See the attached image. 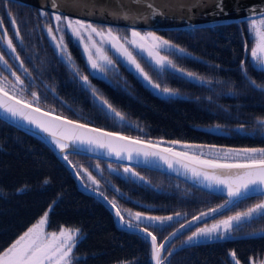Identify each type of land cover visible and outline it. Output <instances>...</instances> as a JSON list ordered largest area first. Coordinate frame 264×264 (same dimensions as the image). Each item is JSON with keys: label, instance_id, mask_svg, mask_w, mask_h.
<instances>
[{"label": "trees", "instance_id": "obj_1", "mask_svg": "<svg viewBox=\"0 0 264 264\" xmlns=\"http://www.w3.org/2000/svg\"><path fill=\"white\" fill-rule=\"evenodd\" d=\"M247 32L245 23L177 32V43L198 57L184 60L182 66L211 83L199 84L184 77L175 78L169 80V87L185 95L184 98L160 100L149 90L140 89L141 103L127 100L118 110L129 120L141 124L145 138L153 142L176 140L224 148H264V137L235 131L242 125L246 131L258 133L257 120L264 118V93L250 87L241 72L243 60L248 76L258 84H264V71L254 70L249 58H245V41H248V49L252 44ZM88 111L92 117L90 121L68 118L109 131L119 129L104 112L95 108ZM217 126L227 134L212 131ZM69 157H73L74 161L70 160L81 167L92 162L104 163L79 155ZM145 172L162 177V183L148 179L155 186H167L173 179L153 171ZM112 178L114 185L133 199L118 198L120 202L127 208L144 213L158 215L165 210V215H169L174 210L196 215L224 200L196 189H193L196 194L193 192L187 198L180 192L175 195L171 190L164 189L159 193L155 188ZM45 179L49 181L47 184ZM20 188L24 191H18ZM0 189L3 190V195H0V251L37 222L51 206L48 231H59L62 225L81 230L83 238L75 249L79 257L75 264H151L147 240L119 231L110 211L93 197L78 191L67 169L45 144L2 120ZM260 198L263 197L244 200L236 207ZM151 205H162L164 210L157 212L149 207ZM241 229L236 236L264 232L261 231L264 230V218L255 219ZM232 251L236 252L241 264H250L252 259L261 260L264 258V237L194 246L166 256L165 264H232L229 255Z\"/></svg>", "mask_w": 264, "mask_h": 264}, {"label": "snow or ice", "instance_id": "obj_2", "mask_svg": "<svg viewBox=\"0 0 264 264\" xmlns=\"http://www.w3.org/2000/svg\"><path fill=\"white\" fill-rule=\"evenodd\" d=\"M10 2L11 0H2L5 14L9 17L14 34L17 38H20L17 22L7 7ZM133 2L140 3L142 0H133ZM147 6L153 9V14L157 13L158 10H155L152 4L149 3ZM52 7L54 10L57 8V0H52ZM216 7L223 11V0H216ZM249 12L251 15L247 18V27L253 46L249 53L248 41L246 40L245 52L250 54L254 69L264 71V9L258 11L253 6L249 9ZM46 15L48 14L43 11L40 12V16ZM52 18L55 21V33L52 25H46L45 27L48 36L55 43L58 55L73 73V77L78 78L91 91L97 103L106 109L108 114H111L119 121L126 120L125 114L117 110L107 99L100 95L97 89L91 86L88 75L83 74L76 66L64 42L65 28L83 45L87 64L94 71L107 72L114 68V61L104 47L105 44H109L111 49L123 57L129 65L134 66L135 70L149 85L166 95L176 96L178 92L172 88H162L159 83L154 82L138 61L137 55L134 54L135 50H139L140 53H146L152 64L161 72L166 68H170L174 72H178L180 75L190 80H195L200 84L211 83V81L199 76L197 73L180 68L173 59L169 58V55H162L161 50L183 55H187V52L186 49L170 40L157 36L155 33L147 32L142 34L139 31L132 30L130 38L127 36L121 37L112 28L106 30L98 29L91 23H85L79 19H70L67 16L58 14L56 11L52 13ZM125 18H127V13H125ZM0 29L3 30L0 32V40L6 43L7 49L11 52L13 58L19 61L23 74L32 79L31 73L25 67L24 61L17 52L13 39L8 36L2 19H0ZM56 33H59V36ZM96 38H99V40ZM0 66H2V69H6L13 78L10 80L9 76L4 75V72L0 70V111L14 120L26 122L41 133L46 134L50 138V142L62 154V158L73 168L76 175L81 178L86 175L87 179L97 186V189L99 181L87 169L78 168L77 165L73 164L69 160V151H76L82 148H87L89 151L104 149L108 155H114L118 160L127 161L143 157L147 162L149 159L155 158L170 170L176 171L178 166L183 169L185 174H190L191 178L206 187L221 188L226 192L228 199L225 200L224 204L211 208L208 212H202L200 216H194L192 221H189V224L199 221L210 214L220 212L229 203L246 198L250 193L264 196V148L217 149L215 145L183 144L181 145L183 150H177L175 146L181 144L180 141L173 140L170 142L172 146L161 147V142L154 143L151 140H144L140 137L126 136L118 132L90 127L87 123H81L62 114H56L54 108L48 110L42 108L38 92L30 91V88L35 86L34 81L32 84L26 85L21 76L17 75V71L12 69V66L5 58L4 52H0ZM241 72L250 87L264 93V84H258L248 76L243 60L241 61ZM257 124L264 129V118H258ZM205 147L209 148L207 153L202 151ZM109 168L113 170L111 165H109ZM97 169H99V165H97ZM123 172L141 181L145 180L143 176L133 171L131 167L124 166ZM48 182L45 179L44 183L47 184ZM97 189L93 190L96 191ZM18 191H24V189L20 188ZM98 194L104 196L102 192ZM0 195H3L2 189H0ZM104 199L107 200L108 198L104 196ZM110 203L112 208L115 209V216L122 226L146 234L144 237L146 240L150 238L151 260L154 264H165L167 257H162V252L166 250L168 238H165V243H158L157 236L149 231V227L154 225L163 227L167 222L173 220V216H149L143 212H133L131 209L122 210L114 200L110 201ZM49 211H45L37 222L28 227L7 248L0 251V264H75L79 259L75 254V249L83 238L81 230L78 227L62 225L59 231H47ZM125 212L127 213V219L125 218ZM181 215V213L175 214L176 217ZM257 217L264 218V199L247 207L245 210L235 212L234 215H228L223 219L217 220L211 226L205 225L197 228L187 237L184 243H197L202 238L208 240L231 238L245 224L250 225ZM180 227L184 228L185 225L181 224ZM255 234L251 233L250 235ZM176 235V232H172L169 237ZM171 254V252L168 253L169 256ZM229 255L234 264H241L235 251L230 252ZM128 264H131V262H128ZM251 264H264V260H253Z\"/></svg>", "mask_w": 264, "mask_h": 264}, {"label": "flooded vegetation", "instance_id": "obj_3", "mask_svg": "<svg viewBox=\"0 0 264 264\" xmlns=\"http://www.w3.org/2000/svg\"><path fill=\"white\" fill-rule=\"evenodd\" d=\"M7 7H8V10L12 12L11 15L13 18H15L17 22V27L19 28V32H20V38H17L14 34V29L10 23L9 17L5 14V8L2 4V0H0V19L3 20L4 28L7 29L8 36L13 39V43L17 49V52L19 53L21 59L24 61L25 67L31 73L32 79H29L28 76L23 74V69H20L19 61L13 58V55L7 49L6 43L3 40H0V52L5 53V58L8 60L9 64L12 66V69L17 71V75L21 76V79L25 81L26 85L32 84L34 81L35 86L30 88V91L38 92L41 98L40 105L41 106L45 105V107H54V108H56L57 106H60L68 110H89V109L99 108L100 106L98 105L94 97L92 96L91 91L87 87H85L78 78L73 77V73L69 70L67 65L63 62L60 55H58L57 49L55 48V43L52 42V40L47 34L46 27H45L46 25H52L53 31L55 33V21L52 18V13L43 11L47 13L48 15L40 16L41 10H38L35 8L32 9L26 6H21L13 2H10ZM68 18L76 20L71 17H68ZM84 22L91 23L93 26H96V27L99 26V27H105V28L125 29V30H131V31L136 30V29H130V28H120V27L96 24V23H92L88 21H84ZM2 31L3 30L0 29V32ZM136 31H139L141 33L152 32L160 37H163L164 39L166 38L167 40L172 41L174 44L179 45L175 39V35H177L176 31H156V32L149 31V30H136ZM56 35L59 36V33H56ZM64 42L67 45V49L71 53V56L76 66L81 70L83 74L88 75V79L90 81L91 86L97 89L98 93L102 95L105 99H107L117 110L118 109L120 110V107L122 108L123 102L127 100L129 101L133 100L135 102L141 103L142 102L141 99L143 98L141 97L140 89L149 90L154 96H156L160 100H163V99L170 100L172 98L177 99V98L185 97V95H183L179 91H177L178 94L176 96H173L170 98L160 97L157 93L153 91L152 88L144 85L137 78V76L135 75V72L128 69L127 68L128 66L124 62H122V64H120L119 67L116 65V72L113 75H111L112 78L111 77L106 78L104 74H101L98 71H94L90 68V65L87 64V57L83 52V47L76 42L75 37L72 36L71 32L67 28L64 29ZM165 52H166L165 55H169V58L173 59L175 63L180 68H183V69H185L182 66L184 60L190 59V58H194V59L198 58L188 50H186L187 55H182V56L178 53H169L167 51ZM249 53L245 56V58H249V61L251 63V57ZM139 58H142V57H139ZM141 61L143 63L142 65L145 71L148 72L149 75L152 77V80L156 83H159L162 88L163 87L170 88L169 80H174L175 78H179L178 76L174 75L171 72H166L165 70L161 72L159 69H155L147 61H146V64L144 63V60L141 59ZM0 70L4 72V75L9 76L10 80L13 79L10 73L6 69H2V66H0ZM254 70L259 71L257 69H254ZM180 78L184 79L182 77ZM118 126H121V124ZM120 166H123V165H120ZM137 170L149 172V170H143V169H137ZM120 178L125 180L126 182H129L130 179H132V181L135 183L138 182V180H134V178H130L128 180H126V178L125 179L122 177ZM171 180L175 182L178 181L180 182V184H183L184 186L182 188L185 191L184 190L178 191L174 187L167 189L161 184L160 186H157L155 190L159 193H161L164 189L168 191L171 190V192L175 195H177V192H180L182 193V195H185L183 196L185 198H187V195H191V193L194 192L193 189L195 188L179 180H176L174 178ZM90 186L92 188H95L96 185L92 184ZM137 186H141V185L137 184ZM101 187L103 186L100 185L98 187L99 188L98 190L104 193L111 201L121 198L119 194H116L113 189L105 193L104 192L105 190L103 188L100 189ZM128 200L132 201V199L130 198ZM117 201L120 204H122L119 199ZM135 202L144 206V204H141L137 201ZM224 202L225 200H223V203ZM223 203L221 202L213 208H216L219 205H222ZM149 207L156 209L157 212H161L164 210V206L162 205H156V206L151 205ZM234 207L236 208V205ZM131 210L133 212H137L133 209ZM208 210H205V211H208ZM164 211L162 212L163 214H158V215L164 216V217L173 216V220L170 221V223L160 228L158 226L156 228L155 226L149 227V231L153 232V234L157 236V239L159 240V242L163 241L167 236H169L170 233L177 230L181 226V224L187 223L194 216H197L198 214L202 213L200 212L196 215H192L190 214V212H183L181 213L182 214L181 219L177 221V217L175 216L176 211L173 210L172 211L173 213L169 215H165ZM232 212H233V208H231L226 213L218 216L217 218L213 219L212 221L205 223L204 225L210 224L218 219H221L227 214H230ZM258 218L260 217H257L256 219ZM204 225L198 226L190 230L189 232L183 234L181 237H179L167 250V252L165 253V256H167L169 252L172 253L173 250H175L181 244V241L186 236H188L189 234L191 235L193 231H195L197 228L202 227ZM142 226H147V225H142ZM237 233H235L233 236H236ZM204 240L212 241L210 243L212 244V243L217 242L218 239H212V240L204 239ZM177 243L178 245H176Z\"/></svg>", "mask_w": 264, "mask_h": 264}, {"label": "water", "instance_id": "obj_4", "mask_svg": "<svg viewBox=\"0 0 264 264\" xmlns=\"http://www.w3.org/2000/svg\"><path fill=\"white\" fill-rule=\"evenodd\" d=\"M11 2L20 4L22 6H27L35 8L41 11L53 13L58 12L62 16L71 17L74 19H79L82 21H88L96 24H102L113 27L120 28H130L136 30H149V31H190V30H201V29H212L221 26H227L232 24L247 22V18L251 15L249 9L253 6L256 9H264V0H223V11H220L216 7V0H142L140 3H134L133 0H57V8L54 10L52 7V0H11ZM152 4L155 10H158L156 14H153V9L149 8L147 5ZM125 13H127V18H125ZM183 55V54H180ZM172 70V69H171ZM179 76L178 72H174ZM184 77V76H182ZM185 78V77H184ZM187 80L193 82L192 80ZM196 83V82H195ZM147 83L145 82V85ZM150 87L148 84L146 85ZM93 96V95H92ZM173 97V96H172ZM97 102V101H96ZM102 108V106L98 103ZM104 111L106 109L102 108ZM59 115V114H58ZM110 117H114L108 114ZM0 120L6 124L12 126L13 128L19 130L20 132L35 138L36 140L45 144L56 156L59 162L67 169L71 177L74 179L78 191L81 193L93 197L101 204H103L112 214L114 222L119 231L126 232L129 234H134L142 238L146 234L141 233L135 229H128L126 226H122L118 218L115 216V209L112 208L110 199H104V196L99 195L100 191H94L92 187L88 186L85 181L78 177L73 170V168L62 158V154L58 149L50 142V138L41 133L34 126L28 125L26 122L21 120H14L11 117L0 111ZM118 120V119H117ZM119 121V120H118ZM124 122V121H121ZM90 127H95L89 125ZM98 128V127H96ZM105 130V129H103ZM109 131V130H105ZM114 132V131H111ZM121 134V133H120ZM125 135V134H122ZM128 136V135H126ZM155 143V142H154ZM170 143L161 142V147H170ZM178 150V149H177ZM69 155H79L88 157L91 159L119 164L123 166H128L135 169L149 170L157 172L174 179H177L199 191L213 196L228 199L226 192L221 188H208L204 184L191 178L190 174H185L183 169L177 166V170L173 171L167 168L162 162L155 158L149 159L147 162L143 157L135 158L132 161L118 160L114 155L110 156L104 149H95L89 151L87 148L78 149L76 151H69ZM70 160V158H69ZM264 197L257 193H250L248 197L241 198L238 201L229 203L220 212L215 214H210L206 217L201 218L199 221H194L189 224V220L185 223V227H179L174 232L177 233L174 237L167 236L166 250L162 252V257L165 255L170 246L183 234L189 232L190 230L204 225L217 218L218 216L226 213L236 204L241 201ZM224 204V203H223ZM208 212V211H205ZM201 214V213H200ZM198 214L197 216H200ZM264 237V232L256 233L255 235H244L235 236L228 239H218L217 241H231L242 238H257ZM145 239V238H144ZM146 240V239H145ZM150 245V238L147 239ZM158 243H165V239ZM212 241H205L203 238L193 244H182L173 250L172 254H176L187 248L194 246L210 244ZM151 249V246H150ZM170 255V256H171ZM169 256V257H170ZM151 264L154 262L151 260Z\"/></svg>", "mask_w": 264, "mask_h": 264}, {"label": "rangeland", "instance_id": "obj_5", "mask_svg": "<svg viewBox=\"0 0 264 264\" xmlns=\"http://www.w3.org/2000/svg\"><path fill=\"white\" fill-rule=\"evenodd\" d=\"M31 8V7H30ZM32 9H34V8H32ZM12 13V12H11ZM245 23V27H246V30L248 31V27H247V22H244ZM96 27V26H95ZM98 29H108V28H105V27H97ZM113 29V31L116 33V34H118V35H120L121 37H125V36H127V37H129L130 38V34H131V30H125V29H114V28H112ZM248 33V32H247ZM143 34V33H142ZM158 36V35H157ZM51 39V38H50ZM76 39V42L78 43V44H80L79 43V41H78V39L77 38H75ZM97 40H99V38H96ZM166 39V38H165ZM53 42V41H52ZM81 45V44H80ZM82 47H83V45H81ZM253 46V43L250 45V49H251V47ZM104 47L108 50V54H109V56L113 59V61H114V68L113 69H110V70H108L107 72H99V73H101V74H104L105 76H106V78H108V77H111V75H113L115 72H116V65L119 67V65L120 64H122V62H124L127 66V68L128 69H130V70H132L133 72H135V75L137 76V78L145 85V82L149 85V83L147 82V81H145L144 79H143V77L135 70V68H134V66H132V65H129L128 63H127V61L123 58V57H121L119 54H117L116 52H115V50H113V49H111V47H110V45L109 44H105L104 45ZM250 49H249V52H250ZM140 55H138V54ZM165 51L164 50H161V54L162 55H165ZM134 54H136L137 55V59H138V61L141 63V66L143 67V63H142V61H141V59L142 60H144V63L146 64V61L147 62H149L155 69H158L154 64H152V62L150 61V59L147 57V54L146 53H140L139 52V50H135V52H134ZM179 54V53H178ZM139 57H142V58H139ZM171 59V58H170ZM144 68V67H143ZM165 71L166 72H171V73H173L172 72V70L170 69V68H166L165 69ZM174 75H176V76H178V77H182V76H179V75H177L176 73H173ZM185 77V76H184ZM112 78V77H111ZM186 78V77H185ZM193 82H196V83H198L197 81H195V80H192ZM146 84V85H147ZM200 84V83H199ZM150 86V88H152L153 89V91L155 92V93H157L160 97H163V98H170V97H172V96H169V95H166V94H164V93H162L160 90H158V89H154L151 85H149ZM29 99H30V96H29ZM41 106V105H40ZM42 108H44V109H46V110H48V109H51V108H54V107H45V105H43V106H41ZM55 109V113L56 114H59V115H63V116H65V117H74V118H76L77 120H80V121H90L91 119H92V117H91V113L88 111V110H68V109H65V108H62V107H60V106H57L56 108H54ZM99 111H101V112H104L110 119H112L113 121H114V126L116 127H118L119 129L117 130L116 129V132H118V133H121V134H126V135H128V136H132V137H140V138H142V137H144V138H142V139H144V140H147L148 139V137H146L145 138V135H144V132H145V129L141 126V124H138V123H136V122H134V121H132V120H129L128 118H126V120L124 121V122H121V121H118L115 117H110L109 115H108V113L106 112V111H104L101 107H99V108H97ZM121 124V126H118V125H120ZM212 131H214V132H216V133H220V134H227L225 131L226 130H223L221 127H214L213 129H212ZM235 131L236 132H238V133H241V134H247V133H251V134H253V135H255L256 136V134L257 135H259V136H261V137H264V129H262V128H259V131L260 132H248V131H246V129H245V127L243 128H241V127H239V128H236L235 129ZM142 136V137H141ZM150 140H152V139H150ZM157 142H165V141H163V140H160V141H157ZM167 143V142H166ZM170 143V142H169ZM183 144H192V145H203V144H194V143H181V144H179V145H176L175 146V148L176 149H178V150H183L182 149V147H181V145H183ZM205 146H209V145H205ZM216 148L217 149H229V148H224V147H218V146H216ZM202 151L203 152H205V153H207L208 151H209V148H207V147H205V148H203L202 149ZM71 160H73L74 161V159H73V157H69ZM75 165H77V167L78 168H80L81 167V165L80 164H75ZM87 165V167H85L84 165L82 166L83 168H86V169H88V171H90L91 172V174L93 175V176H95V178H97V180H99V186L100 185H102L103 187H101L100 189H104L105 191V193H107L108 191H111L112 189L115 191V193L116 194H119V196L121 197V198H125V199H129L130 198V196H126V195H124L115 185H114V183H115V180H114V178H112V177H117V178H120V177H122V178H126V180H128V179H130V178H133V177H131L129 174H125L124 172H123V166H120V165H115V164H110V163H98V162H92V163H87L86 164ZM97 165H99V169H97ZM109 165H111V169H113V170H110V168H109ZM133 169V171H135V172H138L139 173V175L140 176H143L144 178H145V180L144 181H141V180H139L138 178H134V180H138V182H136V184H140L141 186H148V187H151V188H157V186H155V185H153L148 179H150L153 183H155V182H159V183H162V182H164V180L162 179V177L161 176H157V174L155 175H151V174H148L147 172H145V171H140V170H137V169H134V168H132ZM156 173V172H155ZM149 175V176H148ZM118 176H120V177H118ZM82 179L85 181V183L87 184V185H92V183H91V181H89L88 179H87V176L85 175V176H83L82 177ZM129 181H132V179H130ZM133 182V181H132ZM94 185V184H93ZM163 186L165 187V188H167V189H170L171 187H174V188H176L178 191H181V190H184L182 187L184 186L183 184H180V182H178V181H172V180H169V182H168V185H167V187L163 184ZM97 186H95V188H96ZM184 188H186V187H184ZM97 189V188H96ZM99 189V188H98ZM185 191V190H184ZM194 194H196L195 192H194ZM221 198V197H220ZM222 199H224V198H222ZM261 199H264V197L263 198H260V199H257V200H255V201H253L252 203H245V204H243L241 207H239V208H235V207H233V212L232 213H230V214H227L226 216H228V215H234L235 214V212H237V211H242V210H245L247 207H249V206H251V205H253V204H255V203H258V202H260V200ZM118 199H116V200H114L116 203H117V205H118V207H120L122 210H125V209H128L127 207H126V205H124V204H120L118 201H117ZM133 200V199H132ZM225 200V199H224ZM135 202V201H134ZM136 203V202H135ZM223 203V202H222ZM144 213V212H143ZM125 214V218L127 219L128 217H127V213L125 212L124 213ZM145 215H149V216H160V215H157V214H150V213H144ZM226 216H224V217H226ZM160 217H164V216H160ZM181 217H182V215L181 216H179V217H177V221L179 220V219H181ZM223 217V218H224ZM223 218H221V219H223ZM219 220V219H218ZM217 221V220H216ZM216 221H214V222H212V223H210V224H207V226H211L212 224H214ZM168 223H170V222H167L166 224H168ZM165 224V225H166ZM164 225V226H165ZM245 225H247V224H245ZM155 226V228L158 226L159 228H160V226L159 225H154ZM205 226V225H204ZM204 226H202V227H204ZM47 227H48V225H47ZM244 227V226H243ZM154 228V227H153ZM46 230L48 231V229L46 228ZM242 230V229H241ZM241 230H240V232H241ZM188 236H190V234L188 235ZM188 236H186L182 241H181V244L182 243H184L186 240H187V237ZM176 245H178V243L176 244ZM231 258V257H230ZM261 260H264V258H262ZM251 261H253V259L251 260ZM251 261H250V264H251ZM255 261H259V260H255ZM233 262V261H232ZM232 264H234V262L232 263Z\"/></svg>", "mask_w": 264, "mask_h": 264}]
</instances>
